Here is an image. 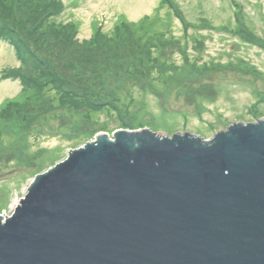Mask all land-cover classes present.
<instances>
[{"label":"water","instance_id":"1","mask_svg":"<svg viewBox=\"0 0 264 264\" xmlns=\"http://www.w3.org/2000/svg\"><path fill=\"white\" fill-rule=\"evenodd\" d=\"M0 264H264V119L100 134L0 216Z\"/></svg>","mask_w":264,"mask_h":264},{"label":"rangeland","instance_id":"2","mask_svg":"<svg viewBox=\"0 0 264 264\" xmlns=\"http://www.w3.org/2000/svg\"><path fill=\"white\" fill-rule=\"evenodd\" d=\"M60 1L65 5V11L57 21L79 22L80 28L76 37L79 43L90 40L93 24H98L105 34L110 35L118 19L137 23L142 18L154 14L161 2ZM177 1L189 26L185 32L183 24L174 17L173 25L157 30L168 34L171 41L165 53H162L163 61L166 60L174 69L182 68L187 61L190 65L198 67L213 61L222 65L231 63V66L223 67V71L208 74V78L204 80L197 79L194 70L186 66L179 70L177 79L163 83L162 94L155 92L157 90L154 91L151 87L148 90L137 89L132 104H129V101L122 102L121 105L115 102L118 109L112 106L99 109L103 111L98 113L96 119L103 124L98 125L88 120L90 110L97 108L92 100L99 95L106 99L110 95L108 90L112 94L117 91L121 95L125 94L124 87H120V84L119 88H115L117 80H120L118 74L126 77L124 75L129 72L126 68L134 62L129 59L135 56L138 58L141 49L138 47L136 50L133 39H130L132 42H123L127 43L126 46L113 60L107 58V52L101 58L98 57L101 59L99 67L95 64L90 67L93 62L86 61L82 64H86L85 68L81 69L93 71H79L83 77L77 79V84H82L86 91L78 97L73 94L65 95L76 108L70 103L66 108H59L60 104L55 102L57 116L54 119L52 116L38 118L31 124L33 128L29 135L19 136L15 132L6 135L11 131L3 134L6 136L3 137L5 146L0 149V216L10 217L27 195L36 177L48 172L49 168H53L58 162L65 161L73 150L96 141L100 134H108L109 139H114L118 131L142 130L124 128V120L134 126L143 121L146 125L143 129H150L153 133L185 135L191 132V135H200L205 141H211L215 135L226 131L234 122L264 119V102L257 105V112L252 109L256 102H259L261 94H264V0H236L241 5V10L238 9L236 13L232 0ZM15 4L17 8L23 9L25 6L21 1ZM239 11L244 14L240 16L241 19ZM162 13L164 14L163 10ZM238 19L243 25L237 24ZM10 26L16 28V25ZM241 29L249 30L248 32H252L259 41L249 40L243 31L240 36ZM15 31L13 30L12 34L2 33L9 36L7 38L0 37V107L3 103L16 99L23 88L20 79H6L9 71H30V75L33 71L40 75L41 71L33 66L27 57L23 60L22 54L18 52L20 39L16 35L19 34ZM149 43L154 44L152 39ZM53 50V54L57 56V47L54 46ZM55 56L49 55L48 60L51 69L59 71L57 68L62 64L60 59L59 62L56 61ZM127 60L129 62H126ZM108 68H115V71H105ZM171 71L173 70L169 73H173ZM161 72L155 71L153 76L156 78ZM60 75H66L68 79L71 77L72 81L75 78L70 70L60 72ZM107 82H110V88L102 89L103 84L106 85ZM154 87H157L155 83ZM37 105L39 107L43 102L38 100ZM51 105L44 104L46 108ZM119 109L122 111L121 116ZM136 115L137 120H134ZM80 134H83V137L77 139ZM18 145L21 147L18 148Z\"/></svg>","mask_w":264,"mask_h":264},{"label":"trees","instance_id":"3","mask_svg":"<svg viewBox=\"0 0 264 264\" xmlns=\"http://www.w3.org/2000/svg\"><path fill=\"white\" fill-rule=\"evenodd\" d=\"M17 1H21L25 4L23 9L15 7ZM232 2L236 8L235 13L238 9L241 10V5L238 1L232 0ZM64 11L65 5L60 0H0V37H9L2 33L12 34L13 30H16L15 32L19 35L22 33L20 36L16 35L20 39L18 52L22 54L24 61L27 57L33 66L41 69V71H39L40 75H36L37 71H33L32 75H30V71H28L29 73H26V71H9L7 74L6 79H20L23 88L16 99L10 100L5 104L3 103L4 105L2 104L0 107V130L6 129L5 131H0V149L2 146H5L3 137L6 135L15 132L19 136H26L29 135L31 128H33L31 124L36 122L38 118H46L47 116V118H49V116H52V119H54L58 112L54 104L55 102L60 104L59 108H66L68 103L76 108V105H72V101L66 99L65 95L73 94L75 97H78L79 95L81 96L80 93L86 91L82 87V84H77V79L83 77V75L79 74V71L93 70L81 69L86 66V64H82L86 61H90L93 62L90 64V67H92V64L99 67L101 59H98V57L101 58L102 55L107 54V52V58L113 60L122 53L126 46L127 43L123 42L129 41L130 39H133L134 48L137 50L138 47H140L141 51L138 53L140 54L138 58L135 56L129 59L130 62L131 60H134V62L132 65L130 64V67L126 68L127 71H129L124 75L126 77L123 78L121 74H118L120 80H117L115 88H119L120 84V87H124V89H120H123L125 94L121 95L119 91L112 94L111 91L107 89L110 88V82H107L106 85L103 84L102 89L108 90L110 92V97L107 96L105 99L101 98L99 95L98 98L92 100V103L96 105L97 108H95L96 110H90L88 120L90 122L93 121V124L96 123L99 125L100 123L99 120L96 119V116L103 110L99 109H105V106L117 108L115 102L121 105L122 102L125 103L129 101V104H132L135 101V91L137 89L148 90L149 87H151L154 91L155 89L157 90L155 92L162 94V92H164L162 90L164 89L163 83L177 79L178 76L176 75H178L179 70L184 69L186 66L194 70L197 79L203 80L206 77L208 78V74H214V71H223V67L231 66V63L222 65L213 61L203 64L202 67H198L190 65L189 61H187V64L185 63L182 68L174 69L166 60L163 61L162 53H165V49L169 47L168 45L171 41H169L168 34L164 33V31L157 30H162L173 25L174 17L178 18L183 24L185 32L189 26L177 0H161L154 14L142 18L137 23L118 19L110 35L105 34L98 24H93L90 40L82 43L76 40L80 28L79 22L70 21L62 23L57 21ZM243 15L242 11H239L240 19V16ZM240 19H238V22L236 20L239 26L242 24ZM10 24L16 25V28L11 27ZM242 31L241 29L240 36L241 33L244 32L249 40L254 39L255 41H259V38L253 35L252 32H248L249 30ZM151 39L154 42L153 45L149 43ZM130 41L132 42V40ZM54 46L58 49L57 56L53 54ZM200 48H202L201 44ZM49 55L55 56L57 62H59L60 59L62 65L57 68L59 71L51 69V63L48 60ZM129 60L126 62H129ZM69 70L71 75L75 76L74 81H72L71 77L68 79L66 75H60V72H68ZM170 70H173L171 71L173 73H169ZM105 71H115V68H108ZM155 71L162 72L155 78L153 76ZM108 81H110V79H108ZM114 82L116 81L114 80ZM93 83L94 87L95 82ZM154 83L157 86L156 88L154 87ZM181 86L184 85L181 84ZM44 92L49 94H45ZM87 94H89V92H87ZM263 97L264 94H261L259 102H256L253 106L252 109L254 112H257V105L264 102ZM38 100L43 102V105H39L38 107ZM44 104L52 105L46 108ZM118 111H120V109ZM107 112L109 113V110H107ZM121 112L122 111H120L119 116L122 115ZM134 120H137V115L136 117L134 116ZM123 122L124 128L143 129L146 127L143 121H140L137 126H134L127 120ZM102 124L101 122L100 125ZM77 125H79V123ZM6 132L9 133L4 136L3 134ZM77 136V139H79L83 137V134ZM22 139H24V137ZM19 147L21 146L18 145V148Z\"/></svg>","mask_w":264,"mask_h":264}]
</instances>
